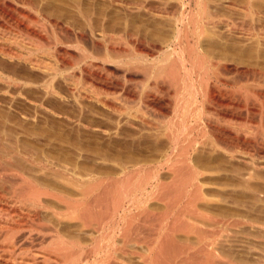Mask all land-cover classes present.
Returning <instances> with one entry per match:
<instances>
[{
    "label": "bare ground",
    "instance_id": "obj_1",
    "mask_svg": "<svg viewBox=\"0 0 264 264\" xmlns=\"http://www.w3.org/2000/svg\"><path fill=\"white\" fill-rule=\"evenodd\" d=\"M43 1L0 0V264H264V0Z\"/></svg>",
    "mask_w": 264,
    "mask_h": 264
},
{
    "label": "rangeland",
    "instance_id": "obj_2",
    "mask_svg": "<svg viewBox=\"0 0 264 264\" xmlns=\"http://www.w3.org/2000/svg\"><path fill=\"white\" fill-rule=\"evenodd\" d=\"M37 1H42V0H37ZM45 1H50L51 2V0H44L42 3H44ZM50 2H45V4H49ZM122 13H119V15H120V17L121 16H123V15H121ZM126 17V18H125ZM124 18H122L123 20L122 21H124V20H127V16H125ZM128 19H129V17H128ZM57 103H55V104H53V106L55 105V107H59V105H60V107H62V111L63 112H66L67 111V115L69 114L70 116V118H72L70 121L68 120V119H66V117H63V116H61V120H60V123H61V125H62V127L64 126L66 129H65V131H64V128H62V130L66 133L65 134V137L66 138H64V140H65V146L66 147H68V149H70V152L68 153V154H70V157H71V155H73V156H75V157H73L72 156V158H73V160H75V158L76 159H78L79 157H80V155H84V156H86L87 157V159L88 158H90V159H88V162H86L87 164H85V166L87 167V168H89L91 165H92V168L94 167V168H96L97 167V163H98V165H99V167L101 168H116V167H119V165H118V161L120 162V161H122V159L124 158V160H127L128 162H129V158H130V156L132 155V151L130 150H128V149H132V143L134 142V141H136V143H138L139 141L138 140H134V141H131L132 140V138L134 139L135 138V136H132L131 135V133H128L127 132V130H125V132H123V130H121L120 132L121 133H123V134H126V135H123V134H120V132L118 133L119 134V136L116 134V133H114V131H117V127L115 126L116 125V121H114V119H116L115 117H112V116H107L108 114H106L105 112H101L102 110H97V108H95V106H93V104H90V102H88V103H85L84 104V106L83 107H81V108H83V109H85L86 108V110H81L80 108H79V105L78 104H75V103H66L67 104V106H64V103H63V106H62V103L60 102V101H56ZM60 103V104H59ZM65 104V105H66ZM70 104V105H69ZM73 105V106H72ZM59 107V108H60ZM28 108H29V106H28ZM31 109H33L32 107H30ZM94 108V109H93ZM90 113V114H89ZM104 115H103V114ZM100 114L101 115H103V117L102 116H100ZM110 115V114H109ZM95 116V117H94ZM104 116H107V117H105L104 118ZM68 117V118H69ZM80 120H83L84 118V120H86L85 122H87V123H85V124H88V123H93V121L94 122H101V124L103 123V125L104 126H108V123L111 125H109V127H111L110 128V130L113 132V134H111V135H109L110 133H112V132H110L109 134H107V135H99V138L98 137H96V136H94V135H92V136H90L91 134H89V133H85V131L82 129V128H79V126H80V124H79V119ZM101 117V118H100ZM66 120H65V119ZM88 118V119H87ZM99 118H100V120H99ZM103 118V119H102ZM108 118V119H107ZM109 118H110V120H109ZM55 119V118H54ZM58 119V120H57ZM76 119L78 120V121H76ZM68 120V122H65V121H67ZM73 120V121H72ZM97 120V121H96ZM102 120V121H101ZM50 121H51V119H50ZM54 120H52L51 122H53ZM58 121V122H57ZM54 122H56L57 124H60L59 123V118H56L55 119V121ZM74 124H73V123ZM77 122H78V124H77ZM64 123V124H63ZM69 123V124H68ZM72 123V125H70ZM107 124V125H106ZM74 125H76L75 126V128H74ZM71 127V128H70ZM69 128V129H68ZM73 128V129H72ZM106 128V127H105ZM71 129V130H70ZM75 129V130H74ZM83 130V133L85 134V136L84 137H82V135H84L83 133H82V131H81V133H82V135H81V133L79 134L78 133V130ZM109 129V128H108ZM116 129V130H115ZM79 130V131H80ZM67 132H68V134L70 133V132H73L72 133V136L70 135L69 137L68 136H66V135H68L67 134ZM127 132V133H126ZM78 133V134H77ZM71 134V133H70ZM78 136H77V135ZM88 134V135H87ZM128 134H130L129 136H130V138H129V136H128ZM113 135V136H112ZM115 135H117V138H119V139H116V136ZM104 136V137H103ZM120 136H122V137H125V139L127 140V141H125V139L124 138H120ZM86 137V138H85ZM129 139H128V138ZM77 138V139H76ZM85 138V139H84ZM67 139H70L71 141H69V142H67L68 140ZM74 139H76L75 140V142H74ZM81 139V140H80ZM116 141H115V140ZM120 139H122L121 141H120ZM137 139H139V137L137 136ZM57 140H60V139H57ZM103 140V141H102ZM120 141L119 143H118V148L117 149H112L113 147H112V145H114V142L116 143L117 141ZM124 141V142H123ZM138 141V142H137ZM79 142H82V143H79ZM100 142V144H98ZM127 142V143H126ZM96 143H97V145H96ZM103 143V144H102ZM105 143V144H104ZM110 143L112 144V145H110ZM126 145H129V146H125V144ZM135 143V144H136ZM32 144H34V143H32ZM44 144V143H43ZM107 144V145H106ZM123 144V145H122ZM134 144V143H133ZM135 144H134V146H133V149L132 150H134L136 147H138V145L139 144H136V147H135ZM46 145V144H45ZM70 145H71V147H70ZM74 145V146H73ZM76 145V146H75ZM99 145H101V147L102 146H104V148L105 147H107L108 145H110V148L108 147L107 149H110V150H107L106 148H105V150H107L106 152H104L105 150L103 149V147L102 148H100V146ZM47 146V148H48V145H46ZM78 146H80V147H78ZM97 146H98V148L100 149V152H99V149H97ZM120 146L122 147V146H124V147H122V149H124V148H128L127 150L131 153V154H128L129 152H127V150H123V151H126V154H124V152H122L123 153V155H121L120 156V154L118 155V153H120V151H122V149L120 148ZM40 148H45V147H43V146H39ZM50 147V146H49ZM135 147V148H134ZM76 148H78V149H76ZM91 149H93V150H91ZM120 150L119 152L118 151H116V150ZM74 150V151H73ZM75 150H79L78 152L77 151H75ZM103 152H102V151ZM116 152H115V151ZM84 151V152H83ZM89 151H91V152H89ZM96 151H98L100 154L102 153V157L100 156L99 157V153H97ZM108 151H109V153L111 152L112 153V155H114V156H112L111 154V157H109L110 155H109V153H108ZM77 152V153H76ZM118 152V153H117ZM73 153V154H72ZM108 153V154H107ZM114 153V154H113ZM117 153V154H116ZM106 154L108 155V156H106ZM118 155V157H119V159L120 158H122V159H116L117 161H115V159H114V157L115 158H118L116 155ZM124 155H126V157L124 156ZM128 155V156H127ZM107 158H106V157ZM123 156V157H122ZM86 157H84L85 159H86ZM98 157L100 158V160L98 159ZM129 157V158H128ZM72 158H70L71 160H72ZM109 158V159H108ZM126 158H128V159H126ZM84 159V160H85ZM86 159V160H87ZM105 159V160H104ZM72 160V161H73ZM103 160V161H102ZM108 160H111V161H108ZM112 160H114V162L112 161ZM76 161V160H75ZM108 161V162H107ZM127 161H125V163L127 162ZM107 162V163H106ZM124 161H122L121 163H123ZM127 162V163H128ZM102 163V164H101ZM113 163H115V166H114V164ZM116 163H117V165L118 166H116ZM107 164V165H106ZM104 165V166H103ZM111 167H110V166ZM107 166V167H106ZM91 168V167H90ZM196 240V239H195ZM240 240H238V241H233V245L230 247L231 249H232V247H233V249L232 250H234L233 252L231 251V249L229 248V247H224V246H221L219 249H221V250H219V251H221V252H219L220 254H225V255H230V257H232V258H237V260H239V258L238 257H240L241 256V254H242V258L240 257V261L241 260H243V261H247V257H249V256H247L246 254H245V252H244V248H243V246H244V242H243V245L241 246V241L239 242ZM196 242H197V244H196ZM235 242H239V243H235ZM235 244L237 245L236 247H235ZM239 244V245H238ZM200 244H198V241H195V251H197V252H195V256H200L199 255V251L198 250H200ZM198 246V249L196 248ZM241 247V248H240ZM227 248H229V249H227ZM244 250H243V249ZM237 251H236V250ZM241 249H242V251H241ZM225 252H224V251ZM231 251V253L229 254V252ZM239 251V252H238ZM223 252V253H222ZM236 253V254H235ZM197 254V255H196ZM232 255V256H231ZM245 255H246V257H245ZM235 256V257H234ZM238 256V257H237Z\"/></svg>",
    "mask_w": 264,
    "mask_h": 264
}]
</instances>
